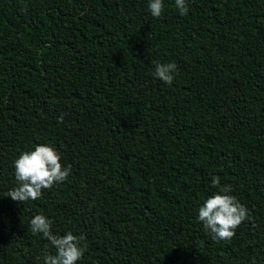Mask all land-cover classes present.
I'll return each instance as SVG.
<instances>
[{"label": "trees", "instance_id": "obj_1", "mask_svg": "<svg viewBox=\"0 0 264 264\" xmlns=\"http://www.w3.org/2000/svg\"><path fill=\"white\" fill-rule=\"evenodd\" d=\"M186 2L0 0V264H42L38 213L84 237L77 264H264V0ZM42 143L70 174L14 202ZM213 174L247 209L228 241L195 219Z\"/></svg>", "mask_w": 264, "mask_h": 264}, {"label": "clouds", "instance_id": "obj_2", "mask_svg": "<svg viewBox=\"0 0 264 264\" xmlns=\"http://www.w3.org/2000/svg\"><path fill=\"white\" fill-rule=\"evenodd\" d=\"M177 14L187 15L189 9L186 0H173ZM164 7V0H146V11L153 18H159ZM177 73L174 62L156 63L150 75L163 85H171ZM60 153L50 144H35L28 151H21L12 161V174L15 186L5 196L14 202L35 201L43 190L64 182L70 167L61 164ZM209 187L215 189L203 199L196 209V221L208 232L213 241H228L235 234L236 228L247 218V209L234 195L230 184L221 183L220 178L211 175ZM28 228L33 235H39L48 243L41 249L38 259L42 264H77L84 257L87 245L84 237L71 230L55 234L51 229L53 220L43 213L32 216Z\"/></svg>", "mask_w": 264, "mask_h": 264}]
</instances>
